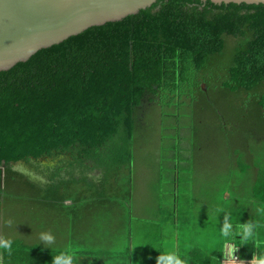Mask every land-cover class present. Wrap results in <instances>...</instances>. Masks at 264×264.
<instances>
[{
    "label": "trees",
    "instance_id": "16d2710c",
    "mask_svg": "<svg viewBox=\"0 0 264 264\" xmlns=\"http://www.w3.org/2000/svg\"><path fill=\"white\" fill-rule=\"evenodd\" d=\"M201 113L214 115L231 164L247 179L256 176L246 217L232 222L260 224L264 239V5L158 0L138 15L92 28L0 72V208L10 204L8 183L46 189V204L58 207L65 227L75 223V207L94 202L112 210L100 232L90 222L88 231L100 241L112 226L108 215L131 208L135 147L144 127L155 124L165 136L176 135L170 147L164 145L188 152L182 134L191 125L197 134ZM20 162L45 182L14 172ZM228 199L242 206L237 194ZM125 224L131 226L125 252L82 242H68L66 250L75 252V264H157L163 251L132 249L134 227ZM71 231L74 239V224ZM23 244L3 249L4 264H52L61 252ZM238 250L245 261L257 251L253 241ZM180 257L186 264L225 261L223 252L200 248Z\"/></svg>",
    "mask_w": 264,
    "mask_h": 264
},
{
    "label": "rangeland",
    "instance_id": "374dc122",
    "mask_svg": "<svg viewBox=\"0 0 264 264\" xmlns=\"http://www.w3.org/2000/svg\"><path fill=\"white\" fill-rule=\"evenodd\" d=\"M197 121L199 128L196 135L192 125L182 134L188 137L189 142L185 140L182 143V147L188 148V152L179 153L167 148L164 144L170 147L171 140H175L176 135L165 136L155 124L146 125L138 137L132 174L133 202L131 208L120 207L123 212V221L133 224L132 237L136 246L135 250L151 252L154 249H161L164 254L174 251L178 256H183L200 248L206 254L216 255L218 252H223L224 247V242L219 235L223 214L221 216L216 214L217 207L221 205V199L228 203L232 221H235L237 217H246L248 203L246 198L247 194H251V185L254 182L250 184L238 164L236 166L231 164L226 137L221 135L214 115L201 113ZM248 129L251 130L250 127ZM240 140L237 139V142L239 143ZM193 142L196 143L195 147H192ZM244 143L248 145L245 140ZM193 151L196 152L195 156L191 154ZM263 157L261 156V159ZM9 184L8 187L12 190L6 191V198L14 209L11 214H7L5 206L0 208V234L6 231L8 227L6 221L11 220L12 217L14 222L12 227L16 226L15 228L18 229L17 235L22 234L19 228L23 225L30 229L29 233H25L31 234L36 229L39 232L43 228L46 229L49 224H53V220L57 218L53 210L46 207L40 208L37 204L40 196L47 197L48 191L43 192L36 186L25 185L26 183L15 188ZM13 191H16V194ZM232 194L242 198L241 207L228 199V196ZM176 195L179 198L178 224L173 218ZM16 200L20 202L15 203ZM123 204L126 205L125 202ZM131 210L130 217L128 212ZM116 215L119 216L118 210L108 215L112 226L99 235L102 238L100 241L93 235L94 233L90 231H88L89 235L86 233L87 240L92 243L89 244L91 249L111 250L116 255H118L117 252L126 251L128 245L126 233L131 226L123 223L120 229H116L115 226H119ZM137 224L144 228L143 233L138 232L141 229ZM62 225L57 226L55 221L56 235L58 228L60 231L66 229ZM12 227L10 230H13ZM67 227L70 231V227ZM45 232L48 231L45 230ZM63 232L65 231L62 230ZM239 240L233 239L230 246H239ZM27 241L32 239L27 237ZM33 241L31 244L25 242L23 245L45 247L40 244L39 235L34 236ZM78 243L77 241L76 245ZM52 246L45 248L54 249ZM242 247L246 245L239 246V249ZM56 248L59 251L66 250V243L62 237Z\"/></svg>",
    "mask_w": 264,
    "mask_h": 264
},
{
    "label": "water",
    "instance_id": "95a60500",
    "mask_svg": "<svg viewBox=\"0 0 264 264\" xmlns=\"http://www.w3.org/2000/svg\"><path fill=\"white\" fill-rule=\"evenodd\" d=\"M216 5H264V0H200ZM158 0H0V72L86 31L121 22ZM207 92L208 88L204 86ZM20 165H23L21 162Z\"/></svg>",
    "mask_w": 264,
    "mask_h": 264
},
{
    "label": "crops",
    "instance_id": "0c3cea01",
    "mask_svg": "<svg viewBox=\"0 0 264 264\" xmlns=\"http://www.w3.org/2000/svg\"><path fill=\"white\" fill-rule=\"evenodd\" d=\"M13 171L14 172L23 173V174H25L27 176H31L30 173H32L31 171L27 170L26 165H20V164L16 165L15 167L13 166ZM248 179L250 181V184L254 182L251 185V187L254 188V186L257 185L256 184V176H254V177L251 176ZM31 180L33 182H38V180H34L32 178H31ZM5 183H6V180H5V169H4L3 170V173H2V188L5 187ZM37 188H39V187H37ZM42 191L43 192H46V189H42ZM40 197L42 198L41 199L42 202H40V201L37 202V204L40 205V208L46 207V208H49V209L53 210V213L57 216V218L55 220H53V224H49L46 229L43 228L39 232H37V229H36L31 234H28L30 232L29 227L23 225V226H21V228H19L20 229L19 231L22 232V234H20L21 236L20 235H17V230L18 229L15 228L16 226H14V227L11 226L13 228V230H10V227L8 226L7 229H6V231L0 234V239L7 238V239L11 240L12 241V248H13L14 245H18L19 243H25V242H27L28 244H31L32 242H34L33 241V237L40 235V233L41 232H45V230H47L48 232H50L55 237V243L52 246V248H54V250H58V248H56V247H57L58 241L61 240V237L63 238V241L65 243H68L69 242L70 245L71 244H74L75 245L76 242L78 241V242L84 243V245H86L87 247H89V244H92V243H90L87 240V236L89 235L88 228L90 226V222H97V224H94V225L96 227V230L98 232H100V229L102 227H104V225H105L104 224V218L106 217L105 214H109V211H112V210H107V213H106L105 210H103L102 208L100 209V207H98V204L97 203L94 204V202H93V204H87V203L82 204V205L80 204L78 207H75L73 209V211H71V215H74L72 217H73V219L75 218L73 220L75 223L70 224V231H69V228L68 227H66V229L65 228L62 229V227L60 226V228L63 231H65V232L62 233V230L60 231L59 228H58V233L56 235V231H57L56 228H57V226H55V221H56L57 225L59 226L60 223H58V222H59V220L61 218V215H59L60 214L59 213L60 210H58V207L57 206L54 207L55 204L52 205V206L46 204V200H45L46 197L44 195H42ZM178 201H179V198L176 195L175 196V201H174V204H173V208H174V216H173V218L175 219V221L177 222V224L179 222V215H178L179 203H178ZM68 203H70V202H68ZM6 209H7V211H6ZM13 209H14V207L11 204H9V203L5 207V211H6L7 214H11ZM106 209H108V208H106ZM118 211H119L120 217L118 215L116 216V219H117V222H118V225H119V226H116L117 229L118 228H121V226L126 223V222L123 221V212H122V210L120 209ZM103 215H105V216H103ZM11 220L13 221V217L11 218ZM13 224H14V222H13ZM73 224H74L75 228H77V233H76V235H74V239H73L72 233H71L72 232L71 231V228H72ZM138 225H140V224H137V226ZM108 227H110V226H108ZM138 227H140L139 229H141V230H138V232L139 233H143L144 232V228L141 227V226H138ZM92 231H93V229H92ZM25 232H28V233H25ZM86 233L88 235H86ZM27 237L28 238H31L32 241H27ZM155 239H154V241H155ZM39 242H40V240H39ZM36 244H38L37 241H36ZM68 245L69 244H67V246ZM130 246H131L132 249L136 247L133 242L131 243ZM5 259H6V254L4 253V250L3 249H0V264H4L5 263Z\"/></svg>",
    "mask_w": 264,
    "mask_h": 264
},
{
    "label": "clouds",
    "instance_id": "9594fccd",
    "mask_svg": "<svg viewBox=\"0 0 264 264\" xmlns=\"http://www.w3.org/2000/svg\"><path fill=\"white\" fill-rule=\"evenodd\" d=\"M264 213V209H261ZM217 216L223 214L222 226L219 227L220 238L224 242L222 251L224 256L233 261V264L237 260H241L236 255L239 246L247 245L249 241H253L257 251L252 254V258L247 264H264V239L259 238L258 229L261 227L258 223L245 222L234 224L232 222V214L229 210V205L221 199V205L216 209ZM6 224L11 227L13 225L12 220L6 221ZM239 236V246H230V242ZM40 244L50 248L55 243V237L50 232H41L39 235ZM12 241L4 238L0 239V249H5L11 252ZM76 255L71 249L61 251L59 255L53 256L52 264H75ZM157 264H186V260H182L174 251L167 252L165 254H159L157 257ZM241 264H245V260L241 261Z\"/></svg>",
    "mask_w": 264,
    "mask_h": 264
},
{
    "label": "built area",
    "instance_id": "2783aa9c",
    "mask_svg": "<svg viewBox=\"0 0 264 264\" xmlns=\"http://www.w3.org/2000/svg\"><path fill=\"white\" fill-rule=\"evenodd\" d=\"M236 255L239 256V257L241 258V255H240V251H239V250H238V252L236 253ZM242 260H243L242 258H241V260H237V261L235 262V264H241V261H242ZM247 262H248V261H245V264H247ZM224 264H233V261L225 257Z\"/></svg>",
    "mask_w": 264,
    "mask_h": 264
},
{
    "label": "flooded vegetation",
    "instance_id": "af4514ba",
    "mask_svg": "<svg viewBox=\"0 0 264 264\" xmlns=\"http://www.w3.org/2000/svg\"><path fill=\"white\" fill-rule=\"evenodd\" d=\"M27 170L30 171V169L26 166ZM31 174V178L34 179V180H38V181H42V182H45L44 178L41 177V175H38L36 173H30Z\"/></svg>",
    "mask_w": 264,
    "mask_h": 264
}]
</instances>
